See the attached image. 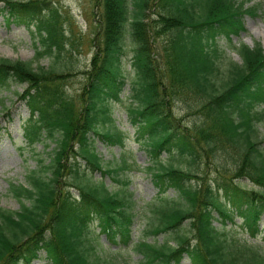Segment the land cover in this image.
<instances>
[{
    "label": "trees",
    "instance_id": "obj_1",
    "mask_svg": "<svg viewBox=\"0 0 264 264\" xmlns=\"http://www.w3.org/2000/svg\"><path fill=\"white\" fill-rule=\"evenodd\" d=\"M0 1L8 23L25 24L38 37L33 60L0 57V89L12 81L24 84L20 98L30 115L22 127L29 146L56 143L49 161L30 172L28 186L11 184L20 208L0 206V264H31L41 251L49 264H121L98 254L87 232L96 218L113 243L129 245L135 217L128 197L132 192L120 194L88 172L118 174L127 166H106L94 138L125 144V133L113 124L110 103L122 100L127 83L123 58L129 38L135 80L128 109L139 139L150 146L154 163L148 169L163 194L147 232H174L176 241H139L135 247L143 254L142 264H178L186 255L192 264H264L257 242L230 235L214 222L240 216L251 237L264 232V140L257 127L264 119V46L260 41L242 43L243 63L233 64L223 77L217 42L221 35L232 41L245 30V15H258L263 1L101 0L96 50L77 96L64 84V68L70 69L74 58L67 46L74 41L56 2ZM45 56L54 62L34 65ZM178 100L197 114L192 124L175 112ZM163 151L172 157L177 153L187 165L163 160ZM222 155L216 176H210L204 165ZM241 177L255 186L237 181ZM171 187L177 198L167 195ZM185 220L191 235L182 229Z\"/></svg>",
    "mask_w": 264,
    "mask_h": 264
},
{
    "label": "rangeland",
    "instance_id": "obj_2",
    "mask_svg": "<svg viewBox=\"0 0 264 264\" xmlns=\"http://www.w3.org/2000/svg\"><path fill=\"white\" fill-rule=\"evenodd\" d=\"M60 8L63 15V23L66 34L69 35L74 44H68V48L72 50L74 58L71 60V68L65 69L64 80L67 91L71 94L78 95L82 92L86 81L84 71L90 64L92 55L96 50L93 38L98 35L100 27L102 5L101 0H54ZM261 0H245L246 5ZM263 9L259 15L246 14V29L240 35H234L232 41L226 36H220L218 43L223 53L221 56L222 76L228 74V69L233 64H242L243 58L238 46L246 43L251 46L257 42H261L264 46V0ZM4 2L0 1V57L21 58L24 60H33L36 53L34 36L25 24L8 23L1 10ZM155 15V14H153ZM160 41V40H159ZM39 44V42H38ZM161 44L157 43L158 59L163 63L164 56L161 51ZM65 59H67L68 53ZM133 41L128 40L126 53L123 58V65L127 74V83L122 92V100H116L110 103L112 117L114 118V126L120 128L126 135L124 145L113 144L104 141L99 137H95L94 145L101 155L106 166L117 167L119 165L128 164V166L120 168L118 174L103 173L100 170H90V176L94 179H103L110 188L118 191L120 194L132 192L128 195L132 199L133 209L136 213L133 225V243L123 246L121 244H113L110 242L106 234L101 233L98 220L95 218L89 227L87 234L89 240L96 245L98 254L105 258L118 260L121 264H142L143 254L136 249L135 245L141 240H148L158 244L167 242L175 244L173 239L174 232H164L158 234L148 233L147 229L151 226V221L156 217L153 211L155 205L162 202L158 186L154 183L151 170L148 166L154 163L153 156L149 151V145L144 139H139L137 126L133 124L130 113L129 104L131 103L130 93L131 86L135 80V70L132 66ZM54 57L45 56L38 61H34V65H51ZM219 81L221 78H218ZM24 89V84L12 81L9 86L0 89V205L13 210L19 209L21 201L10 190L12 183L29 185V174L33 169H38L49 161L51 151L55 146V141H47L38 143L36 146L26 144L23 135V121L30 115L29 108L25 101L20 98V94ZM191 104L195 105V100H191ZM260 105L258 108H262ZM196 108V107H195ZM175 112L184 117V122L192 124L197 119V114L193 113L194 109L187 108L184 100H178L174 107ZM192 113V114H188ZM107 127L104 126V128ZM259 138L264 140V119L258 122ZM264 149V141L262 142ZM225 155L217 156L215 161L209 166L204 165L205 171L210 176H216L215 164L224 161ZM163 160L171 161L176 165L185 167L186 161L177 154L173 157L167 152H162L160 156ZM232 174L234 167L231 162L228 163ZM119 176L128 179L129 182H120L114 179ZM241 183L252 186L253 182L249 178L238 179ZM78 193L77 190H74ZM169 197H178V191L170 188L167 192ZM29 203V199H23ZM216 217L217 214H216ZM156 220V219H155ZM242 220L236 217L234 220H222L221 217L216 218L215 224L228 230L230 235L239 238H249V235L242 227ZM262 226H264V215L262 217ZM191 225L189 220H185L182 229L190 235ZM257 241L264 250V233L258 238H250ZM45 251L40 252V258L34 260V264H48L45 257ZM178 264H192L188 256L184 257Z\"/></svg>",
    "mask_w": 264,
    "mask_h": 264
}]
</instances>
